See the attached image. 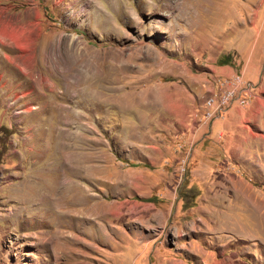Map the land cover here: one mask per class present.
Returning a JSON list of instances; mask_svg holds the SVG:
<instances>
[{
	"label": "rangeland",
	"instance_id": "1",
	"mask_svg": "<svg viewBox=\"0 0 264 264\" xmlns=\"http://www.w3.org/2000/svg\"><path fill=\"white\" fill-rule=\"evenodd\" d=\"M238 76L264 0H0V264H264V107L204 118Z\"/></svg>",
	"mask_w": 264,
	"mask_h": 264
},
{
	"label": "crops",
	"instance_id": "2",
	"mask_svg": "<svg viewBox=\"0 0 264 264\" xmlns=\"http://www.w3.org/2000/svg\"><path fill=\"white\" fill-rule=\"evenodd\" d=\"M15 86H16L17 90H18V88H20L19 83H17ZM27 93L28 92H25V93L23 92L22 94L27 95ZM247 93H248V90H242L234 100V101H237L239 105L244 106V107L236 106L235 109L229 110L227 112V117L229 119H232L234 116V119L242 125L241 128L246 132L247 135H249V136L255 135L256 136L253 129L251 128L250 123L253 121H255V123H257V121L260 119V115L262 113V108L264 107V99L255 93V94L251 95V100H250L249 104L246 105L245 104V101H246L245 98L247 96ZM25 112H27V111H25ZM27 115L26 114L24 115L26 117V119H27ZM18 117L20 120L23 119L20 116H18ZM0 125L3 126L2 124H0ZM219 134H222V131L219 132ZM257 134L259 135V133H257ZM185 136H187V135H185Z\"/></svg>",
	"mask_w": 264,
	"mask_h": 264
},
{
	"label": "bare ground",
	"instance_id": "3",
	"mask_svg": "<svg viewBox=\"0 0 264 264\" xmlns=\"http://www.w3.org/2000/svg\"><path fill=\"white\" fill-rule=\"evenodd\" d=\"M241 77H236L233 85H228L226 88L218 89L209 94L206 99V106L213 107L212 110H206L204 118L207 120L214 116H221L222 113L233 103L236 98V93L240 91ZM239 88V89H238ZM238 91V92H237Z\"/></svg>",
	"mask_w": 264,
	"mask_h": 264
},
{
	"label": "trees",
	"instance_id": "4",
	"mask_svg": "<svg viewBox=\"0 0 264 264\" xmlns=\"http://www.w3.org/2000/svg\"><path fill=\"white\" fill-rule=\"evenodd\" d=\"M223 63H224V62L222 61L221 64H223ZM0 128H1V132H2V130H3L4 128H3L2 126H1ZM1 132H0V133H1ZM0 135H1V134H0ZM4 136H5V134H4Z\"/></svg>",
	"mask_w": 264,
	"mask_h": 264
}]
</instances>
